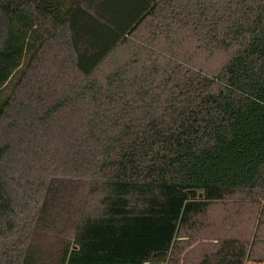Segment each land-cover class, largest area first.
I'll use <instances>...</instances> for the list:
<instances>
[{"label":"trees","instance_id":"1","mask_svg":"<svg viewBox=\"0 0 264 264\" xmlns=\"http://www.w3.org/2000/svg\"><path fill=\"white\" fill-rule=\"evenodd\" d=\"M264 263V0H0V264Z\"/></svg>","mask_w":264,"mask_h":264},{"label":"rangeland","instance_id":"2","mask_svg":"<svg viewBox=\"0 0 264 264\" xmlns=\"http://www.w3.org/2000/svg\"><path fill=\"white\" fill-rule=\"evenodd\" d=\"M245 264H264V263H255V262L249 261V262H246Z\"/></svg>","mask_w":264,"mask_h":264}]
</instances>
